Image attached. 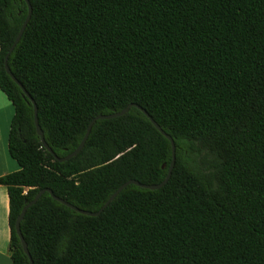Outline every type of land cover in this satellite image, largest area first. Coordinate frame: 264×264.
<instances>
[{
    "label": "trees",
    "instance_id": "1",
    "mask_svg": "<svg viewBox=\"0 0 264 264\" xmlns=\"http://www.w3.org/2000/svg\"><path fill=\"white\" fill-rule=\"evenodd\" d=\"M7 59L57 158L97 115L130 104L174 142L158 190L128 185L95 217L44 193L20 222L32 264H264V0H27ZM28 15L0 0V91L14 109L0 178L10 203L11 264H30L16 234L43 189L97 212L124 183L159 184L169 140L136 107L97 120L58 162L4 58Z\"/></svg>",
    "mask_w": 264,
    "mask_h": 264
},
{
    "label": "water",
    "instance_id": "2",
    "mask_svg": "<svg viewBox=\"0 0 264 264\" xmlns=\"http://www.w3.org/2000/svg\"><path fill=\"white\" fill-rule=\"evenodd\" d=\"M25 2L27 3L28 5V15L22 25V27L20 28L12 46L10 47L7 55L5 56L4 58V67H5V71L6 73L9 75V77L21 88L23 94L30 100L31 104L33 105V114H34V125H35V130H36V134L37 136L40 138V141L43 145V147L48 151L50 152L51 154L52 151L51 149L48 147V145L46 144V142L44 141V137H43V133L38 125V120H37V108H36V105L35 103L33 102V100L30 98V96L27 94V92L23 89V87L21 86V84L13 77V75L11 74L8 66H7V59H8V56L9 54L12 52V50L14 49V47L16 46V44L19 42V40L21 39V36L25 30V27L27 26V23L29 21V18H30V14H31V8L28 4V1L25 0ZM130 107H136L137 109H139L143 115L150 121V123L160 132L161 135H163L167 140H169L170 142V145H171V150H172V161H171V164L168 168V171H167V174H166V177L164 178V180L162 182H160L159 184H155V185H142L134 180H129L127 181L126 183L122 184L109 198L108 200L105 202V204L100 208V210H98L97 212H88V211H82V210H79L77 209L76 207L68 204L67 202L57 198L56 196L53 195V193L49 190V189H43V190H40L36 196L34 197V199L32 201H30L29 203H27L25 205V207L22 209L21 213L19 214V216L17 217L16 219V222H15V230H16V234L21 242V246H22V249H23V252L27 255V257L29 258L30 260V264H32V261L30 259V256H29V253H28V250H27V245L26 243L24 242L23 238H22V235L20 233V228H19V225H20V222L22 221L23 217H24V214L26 212V210L34 205L37 200L44 194V193H49V195L57 202L67 206L68 208L72 209L73 211L77 212V213H80L82 215H86V216H91V217H95V216H98L105 208L106 206L114 200V198L124 189L126 188L128 185H135V186H138V187H141V188H144V189H148V190H158L160 189L161 187H163L168 179L170 178L171 176V172H172V169H173V165H174V153H175V146H174V142L173 140L171 139L170 136H168L166 133H164L160 127L154 122V120L146 113L145 110H143L142 108H140L139 106L135 105V104H130L128 105L126 108H124L123 110H121L120 112H117V113H114V114H110V115H97L96 117H94L90 123L88 124L87 126V129H86V133L83 137V139L81 140L80 144L78 145V147L70 154H68L67 156H65L64 158H57L54 154V158L58 161V162H64V161H67L73 157H75L83 148L84 144H85V141L89 135V132L93 126V124L97 121V120H109V119H113V118H116V117H120L124 114H126L128 112V110L130 109Z\"/></svg>",
    "mask_w": 264,
    "mask_h": 264
},
{
    "label": "crops",
    "instance_id": "3",
    "mask_svg": "<svg viewBox=\"0 0 264 264\" xmlns=\"http://www.w3.org/2000/svg\"><path fill=\"white\" fill-rule=\"evenodd\" d=\"M14 109L6 96L0 91V178L17 172L19 166L7 149L10 122ZM9 199L7 189L0 185V264H11L9 253L10 230L8 226Z\"/></svg>",
    "mask_w": 264,
    "mask_h": 264
}]
</instances>
